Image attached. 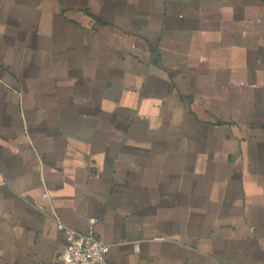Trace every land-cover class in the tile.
Instances as JSON below:
<instances>
[{"label": "crops", "instance_id": "obj_1", "mask_svg": "<svg viewBox=\"0 0 264 264\" xmlns=\"http://www.w3.org/2000/svg\"><path fill=\"white\" fill-rule=\"evenodd\" d=\"M57 219L264 264V0H0V264L57 261Z\"/></svg>", "mask_w": 264, "mask_h": 264}, {"label": "built area", "instance_id": "obj_2", "mask_svg": "<svg viewBox=\"0 0 264 264\" xmlns=\"http://www.w3.org/2000/svg\"><path fill=\"white\" fill-rule=\"evenodd\" d=\"M43 196L47 197L48 194L44 193ZM93 222L94 219H90L87 233H80L57 219L58 229L65 233V244L58 253L57 261L42 264H110L105 256L108 245L93 231Z\"/></svg>", "mask_w": 264, "mask_h": 264}]
</instances>
